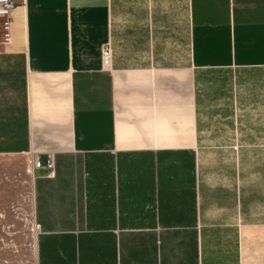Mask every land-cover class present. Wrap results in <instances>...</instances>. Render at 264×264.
<instances>
[{"label":"crops","instance_id":"crops-1","mask_svg":"<svg viewBox=\"0 0 264 264\" xmlns=\"http://www.w3.org/2000/svg\"><path fill=\"white\" fill-rule=\"evenodd\" d=\"M12 1L0 156L37 264H264V0Z\"/></svg>","mask_w":264,"mask_h":264},{"label":"rangeland","instance_id":"rangeland-1","mask_svg":"<svg viewBox=\"0 0 264 264\" xmlns=\"http://www.w3.org/2000/svg\"><path fill=\"white\" fill-rule=\"evenodd\" d=\"M0 264H37L33 174L10 156H0Z\"/></svg>","mask_w":264,"mask_h":264},{"label":"built area","instance_id":"built-area-1","mask_svg":"<svg viewBox=\"0 0 264 264\" xmlns=\"http://www.w3.org/2000/svg\"><path fill=\"white\" fill-rule=\"evenodd\" d=\"M16 5L12 0H0V38L4 44H9L12 39L13 18L12 12ZM113 51L111 45H105L102 50V63L104 69H110L112 66ZM33 170L47 168L54 170V162L49 158L45 164L35 157L31 160Z\"/></svg>","mask_w":264,"mask_h":264}]
</instances>
